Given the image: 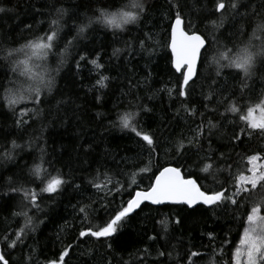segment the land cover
<instances>
[{
  "label": "snow or ice",
  "instance_id": "obj_1",
  "mask_svg": "<svg viewBox=\"0 0 264 264\" xmlns=\"http://www.w3.org/2000/svg\"><path fill=\"white\" fill-rule=\"evenodd\" d=\"M165 4L161 19H167L168 24L163 29V43L156 39L157 25L152 23L151 13L157 9L149 0H95V6L83 16L79 12L69 15L62 0H51L42 9L34 8L45 17L40 23H46V28L34 29L32 24H25L31 33L29 38L23 42L0 41V61L9 68L0 79V107L15 116L17 129L29 126L32 117L40 115L39 106L46 102V96H52L57 77L70 56L77 70L82 67L81 62L92 65L96 80L89 91L100 93L94 97L97 103L105 102L103 90L112 78L104 74L100 53L70 51L90 31L111 29L114 37L136 32L124 41V48L113 49L115 58L138 49L148 54L151 63L157 47L170 53L169 81L163 88L151 90L149 72L144 77L148 93L141 95L140 82L133 85L130 81L128 91L122 93L130 98L115 106L111 126L134 134L136 143L134 155L115 161V172L99 165L87 179V187L82 188L58 169H53L56 175H52V161L45 159V150L39 144L36 146L40 155L31 165H25L26 171L21 168L7 177L0 172V201L13 208L9 217L0 220V264H68L70 254L83 245L88 247L82 254L88 255L93 264H149L152 251L157 258H165L159 264H198L206 254L215 255L217 247L221 256L215 264H220L226 255L229 259L223 260V264H264V88L257 92L254 87L257 79L264 81V2L165 0ZM12 11L0 4V13ZM68 20L74 21L75 35L71 38ZM206 68L214 71L201 72ZM159 92L167 93L173 102L171 106L179 105L175 118L184 121L187 132L173 130L164 136L141 123L142 114L153 111L144 103L145 99L151 101ZM196 95L201 97L199 103L204 111L193 103ZM112 111L109 110V116ZM217 113L232 125L227 137L229 146L235 150L246 145V153H235L234 157L213 147L214 137L224 138L223 124L209 118ZM195 117H199L198 123ZM9 135H0V161H13L16 151L23 150L17 139H9ZM39 139L30 138L27 146L32 148ZM253 140L257 141L255 149L250 143ZM161 151L165 156L171 154L175 162L159 164ZM145 177L147 185L143 184ZM69 184L80 193L88 188L103 193L101 207L107 218L99 217L101 222L94 223L97 201L91 197L73 205L83 226L66 244L57 235L63 246L49 257L27 241L32 239L30 233H35L37 223L44 222L36 214L43 211L41 202L45 194L51 199ZM145 208L156 213L151 217L152 234L144 233L143 239L148 243L129 252L125 259L115 247L116 234L134 213L139 215L137 210L142 212ZM200 209L213 214L220 209L226 216L230 214L229 223L238 221L242 228L238 244L229 247L232 242L226 235L216 245L218 236L209 231L201 233L202 238L207 237L208 246L191 241L186 244L180 239L183 251L173 258L168 249L176 239V228L185 225L182 214ZM151 264H157V260H151Z\"/></svg>",
  "mask_w": 264,
  "mask_h": 264
},
{
  "label": "trees",
  "instance_id": "obj_2",
  "mask_svg": "<svg viewBox=\"0 0 264 264\" xmlns=\"http://www.w3.org/2000/svg\"><path fill=\"white\" fill-rule=\"evenodd\" d=\"M45 2L50 3L51 0H0V4L13 9L12 12L6 14L0 13V41L7 39L8 41L23 42L24 39L29 38L31 33L25 29V24H32L34 29L46 28V23H40L41 20H45V17L34 11V8L42 9ZM244 2L247 3V0ZM261 2L264 0H253L254 4ZM149 3L154 9H157L151 13L152 23L157 25L154 29L157 33L156 39L163 43V29L168 24V20L161 19V16L164 15L167 5L165 0H149ZM62 5L68 10L69 15L73 12H79L83 16L88 13L91 6H95V0H62ZM162 5L163 7H161ZM73 24L74 21L68 20V28H72L69 38L75 35ZM128 27L135 28L133 25ZM130 35H136V32L121 33L114 37L111 29L90 31L78 39L75 42V47L70 49L73 54L79 50L87 51L90 55L96 52L100 53L101 62L105 65L104 74L112 78L109 87L103 90L106 93L104 103L99 104L94 99L96 95L100 94L99 92L89 91L96 80V72L92 65L81 62L82 67L77 70L70 56L57 77L56 89L52 96L45 97L46 102L39 106L40 115L33 116L29 121V126L17 129L14 124L15 116L6 108L0 107V135L10 133L9 139H17V142L23 146V150L18 149L16 151L15 160L0 161V172H3L5 177L13 172L18 173L21 168L27 170L25 165H31L33 159L40 155L37 144L44 148L45 159L52 161V168L49 169L52 175H56L53 169H58L65 178L81 184L82 188L87 187V179L95 173L99 165H105L112 172H115V161H119L120 157L124 155H134L136 150L134 134L122 131L119 127L111 126L110 121L115 117V106L121 101L126 103L127 99L130 98L122 95L123 92L128 91L130 81L133 85L137 81L140 82L141 95L148 93L144 84V77L149 72H151L149 81L151 90L163 88L169 81L167 67L170 53L162 46L157 47L156 53L150 58L151 63H149L148 54L140 52L138 49L132 53L124 52L119 58L112 57L113 49L124 48V41H127ZM51 64L55 67L54 61ZM205 71L212 72L214 69H201V72ZM227 71L225 70V72ZM6 72H9V68L3 61H0V79H3V74ZM229 82L231 83V81ZM168 86L171 87V84ZM254 87L259 92L261 88H264V81L257 79ZM200 100L199 95L193 97L195 106L200 108V111H204L200 106ZM58 101L61 103L58 104ZM144 103L153 108L151 113L142 114L139 118L146 129L155 130L164 136L170 135L173 130L177 133L182 130L187 132L188 126L185 125L184 121L175 118V110L179 105L171 106L173 102L166 92H159L153 100L145 99ZM31 107L32 105H29V108ZM109 110H113L111 116H109ZM220 112H223V108L220 109ZM97 113H103V115L97 116ZM181 115L184 114L181 113ZM25 118L27 119V117ZM209 118L212 119L213 123L220 122L223 124L224 138L214 137L213 147L219 148L225 153H232L234 157L235 153L243 155L247 152L246 145H241L235 150L229 146L227 137L231 135L232 125L227 120L222 118L219 113ZM231 118L229 116L228 120ZM194 119L197 123L199 122V117ZM189 124H191V120H189ZM34 136L40 137V139L34 141L33 147L29 148L27 143ZM250 143L253 149L257 147V141L253 140ZM174 162L171 154L165 156L161 151L159 164ZM17 164L19 168L16 167ZM148 182L145 177L143 184L147 185ZM103 195V193H96L91 188L83 193L77 192L71 184L65 185L63 192L52 196L51 199L45 194L41 202L43 211L36 214L37 218L44 222L37 223L36 231L30 233L32 239L28 240L27 243L37 249H42L44 255L53 256L63 246L60 241H57V235L66 244L83 226L73 205L85 197H91L97 201L94 205L97 209L95 213L97 219L94 223L101 222L99 217L107 218L101 207L104 201L100 197ZM116 202H119V197H117ZM12 211V207H8L3 204V201H0V220L9 217ZM137 211L139 215L134 213L133 218L116 234L115 247L118 254L124 255L125 259L128 258L129 252H134L148 243L146 239H143L144 233L152 234L153 222L151 217L156 216V213L150 212L148 208L142 212ZM162 211L166 212L168 209H162ZM182 215L186 218L185 225L182 228H176V239L172 240L168 249L173 253V258L178 252L182 253L183 251L180 248V239H183L186 244L191 241L208 246L207 237L202 238L201 233L212 231L218 236L216 245H219L223 237L227 235L232 242L229 247H233L237 244L242 232L240 223L238 221L229 223L230 214L226 216L220 209H217L215 214L211 210L200 209L195 213L189 210ZM87 247L88 245H83L81 248L75 249L68 258V264H93L88 255L82 254ZM227 251L226 248L225 252ZM220 256L221 253L217 247L215 255L206 254L198 264H209L210 261L215 264ZM40 259L43 257L41 256ZM153 259L157 260V264H159V261L165 258H157L155 251H152L149 264ZM228 259L229 256L227 255L223 257V260ZM223 260L220 264H223ZM167 264H171V261H168Z\"/></svg>",
  "mask_w": 264,
  "mask_h": 264
},
{
  "label": "rangeland",
  "instance_id": "obj_3",
  "mask_svg": "<svg viewBox=\"0 0 264 264\" xmlns=\"http://www.w3.org/2000/svg\"><path fill=\"white\" fill-rule=\"evenodd\" d=\"M241 234H242V232H241ZM241 234H240V235H241ZM239 238H240V237H239ZM238 241H239V240H238ZM237 244H238V242H237ZM237 244H236V245H237Z\"/></svg>",
  "mask_w": 264,
  "mask_h": 264
}]
</instances>
